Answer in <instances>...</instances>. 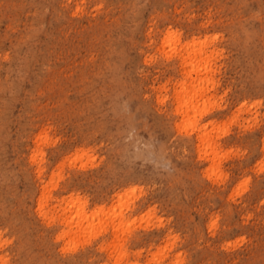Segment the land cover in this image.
<instances>
[{
	"label": "rangeland",
	"instance_id": "1",
	"mask_svg": "<svg viewBox=\"0 0 264 264\" xmlns=\"http://www.w3.org/2000/svg\"><path fill=\"white\" fill-rule=\"evenodd\" d=\"M0 264H264V0H0Z\"/></svg>",
	"mask_w": 264,
	"mask_h": 264
},
{
	"label": "bare ground",
	"instance_id": "2",
	"mask_svg": "<svg viewBox=\"0 0 264 264\" xmlns=\"http://www.w3.org/2000/svg\"><path fill=\"white\" fill-rule=\"evenodd\" d=\"M193 66H194V64H193ZM205 68H206V67H205ZM206 69H207V68H206ZM200 70H201V69H200ZM200 70H199L198 72H200ZM195 73H197V71H195ZM198 74L200 75L201 72L198 73ZM187 86H188V85H187ZM184 90L186 91V88H183V90H182L181 93L179 94V96H180V97H179V101H180V102H179V101H178V102L180 103V108H181V105H182V106L185 107V110H186V106H187V105L189 106V104H187V99L185 98L186 96L184 97V98H185L184 100H183V98H182V94H183V93H187V92H185ZM184 95H185V94H184ZM184 95H183V96H184ZM186 95H187V94H186ZM188 106H187V107H188ZM191 106H192V105H191ZM191 106H189V107L191 108ZM181 109H182V108H181ZM188 109H189V108H188ZM185 110H184V111H185ZM177 111H178V110H177ZM185 113H186V111H185ZM188 114H189V113H188ZM183 117H184V116H183ZM189 118H190V117H189ZM194 125H195V124H194ZM204 128H205V127H204ZM203 132H204V131H203ZM200 136H204V134H203V135H200ZM213 148H214V147H213ZM213 148H211V149L213 150ZM213 151H214V153L216 154L215 150H213ZM213 151H212V153H213ZM83 214H84V213H83ZM83 214H82V215H83ZM80 216H81V215H80ZM81 218H85V217H81ZM79 222H80V221H79ZM79 222H78V223H79ZM82 222H83V221H82ZM82 224H83V223H82Z\"/></svg>",
	"mask_w": 264,
	"mask_h": 264
}]
</instances>
